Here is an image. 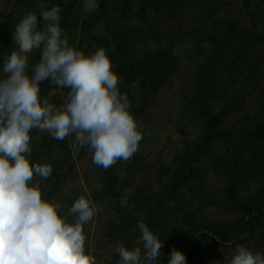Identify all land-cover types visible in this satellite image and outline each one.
<instances>
[{
    "label": "clouds",
    "instance_id": "1",
    "mask_svg": "<svg viewBox=\"0 0 264 264\" xmlns=\"http://www.w3.org/2000/svg\"><path fill=\"white\" fill-rule=\"evenodd\" d=\"M37 7L43 28L38 29L34 12L15 25L0 75V264H97L96 256L85 250L83 230L95 215L94 207L81 195L61 214V204L43 198L33 178L46 180L53 169L50 163L30 161V132H47L60 141L74 135L73 151L87 147L93 163L104 169L130 160L144 134L130 111L131 101L119 91L120 77L106 49L97 47L85 54L69 46L60 26V8L46 10L44 3ZM83 7L91 13L98 4L84 0ZM34 50L41 54L29 71ZM46 80L68 89L66 96L61 92L64 102L59 106L41 98L40 84ZM137 229L142 247L117 244L119 264L160 261L163 241L143 220ZM169 255L167 264H187L179 249L172 248ZM225 260L264 264V255L236 245L234 255Z\"/></svg>",
    "mask_w": 264,
    "mask_h": 264
},
{
    "label": "trees",
    "instance_id": "2",
    "mask_svg": "<svg viewBox=\"0 0 264 264\" xmlns=\"http://www.w3.org/2000/svg\"><path fill=\"white\" fill-rule=\"evenodd\" d=\"M2 1L0 0V43L3 44L0 50V75L4 58L11 51L10 40L15 25L28 12L37 14L38 29H42L44 22L38 3H44L46 10L58 6L60 26L64 28L75 4L74 0L69 3L68 0H15L5 17L3 14L6 10L2 9ZM241 1L245 16L239 14L225 17L219 16L222 0H100L98 10L85 19L82 25L83 34L91 46L106 49L112 66L120 77L119 86L127 92L135 86L144 94L151 87L161 88L176 71L175 48L188 42L199 45L194 86L185 99L184 110L193 118L201 119L204 128L199 138L191 144V157L186 159L185 155L181 156V173L185 174L201 154L214 150L221 141H225V152L219 168L231 172L237 180L233 178L234 183L228 186V199L222 205L232 206L238 212L240 223L232 225L230 232L215 223L203 225L188 239L178 235L171 240H163L161 250L177 249L195 238L218 244L231 242L232 246L262 239L260 227L264 226V185L256 182L260 179L257 176L264 174V106L257 115L251 117V121L248 120L245 124L238 122L233 127L227 126L229 119L247 104L264 76V0ZM192 10L197 17L185 25V21L192 18L188 15ZM132 19H137L144 25L145 37L151 43L150 48L144 52L141 51L142 46H139L141 40L136 36L139 35L136 28L127 24ZM98 25H103L106 31L102 37L92 34ZM256 30L263 35L260 42L256 37ZM40 54L41 50H34L29 55V71L39 61ZM50 85L49 80L40 84L42 99L45 89ZM64 92L67 95L68 89L65 88ZM65 142H61V147H68ZM84 149L89 150L85 147L81 151ZM255 151L257 153L253 154ZM105 170L106 183L110 182V187L119 183L114 166ZM61 181V171L58 173L56 168L48 179H41L43 198L52 201L61 190ZM44 183L53 185V188L49 189ZM251 183L255 191L243 195V189L250 187ZM77 193L75 196L67 194L65 205L60 209L61 214L81 195L90 201L85 193ZM162 209V205H158L145 215L147 218L144 222L153 232L159 222L156 217L163 213ZM138 221L137 218L130 221L133 229H137Z\"/></svg>",
    "mask_w": 264,
    "mask_h": 264
},
{
    "label": "rangeland",
    "instance_id": "3",
    "mask_svg": "<svg viewBox=\"0 0 264 264\" xmlns=\"http://www.w3.org/2000/svg\"><path fill=\"white\" fill-rule=\"evenodd\" d=\"M14 1H2V9L6 10L3 14L5 17ZM74 1V9L62 29L66 33L69 46L91 54L96 48L87 41L82 25L95 11L87 13L83 7L84 0ZM99 1L96 0L98 8ZM222 3L219 16H245L241 0H222ZM7 6H10V9ZM193 10L188 12L192 18L185 21V25L197 17ZM127 24L136 28L139 34L136 36L141 40V51L150 48L151 43L148 37H145L144 25L137 19L129 20ZM105 32L103 25H98L92 34L102 37ZM255 34L260 42L263 35L259 30H256ZM2 46L0 43V50ZM198 48L199 45L190 42L175 48L176 71L161 88L151 87L144 94L137 86L127 92L118 85L121 94H126L131 101L130 111L144 136L139 143V150L130 160L117 161L113 165L119 177V183L116 185L110 187V182L106 183L107 171L93 163L91 151H73L71 144L74 135L64 139L68 144V147L64 148L61 147L62 141L52 139L47 132L36 129L30 132V161L50 163L52 169L56 168L58 173L61 171L63 177L59 185L61 190L52 201L61 204L62 208L67 194L75 196L79 191L90 197L95 215L84 229L85 250L96 256L97 264H119V255L115 252L117 244L123 243L130 249L142 247L139 239L141 233L131 227L130 221L134 218L139 221L146 220L148 211L158 205H162L163 213L156 217L159 222L156 223L157 227L153 233L162 241L171 240L178 235L188 239L203 225L212 223L230 232L232 225L240 223L238 212L230 205H222V202L228 199L227 188L234 183L235 178L231 172L219 168L225 152V141H221L214 150L201 154L185 174L181 173V156L185 155L186 159L191 157V144L199 138L204 128L201 119L193 118L184 110L185 99L191 94L194 86ZM112 68L116 72V68ZM64 90L50 85L45 89L43 98L59 106L66 96ZM61 92L64 96H61ZM263 106L264 76L261 85L249 97L247 104L229 119L227 126L233 127L238 122L245 124L248 120L251 121V117L257 115ZM256 153L257 151L253 154ZM257 178L260 179L256 180V183L260 185L262 182L261 186L264 185V174L258 175ZM35 183L41 184V178L35 176ZM251 184L243 189V195L255 191L253 183ZM46 185L49 189L53 188V185L44 183V186ZM260 229V241L238 245L248 248L254 254L264 255V226ZM235 248V245L227 246L209 240L204 242L195 238L177 249L185 254L187 264H227L225 257L231 259ZM161 253L160 261L158 259L155 264H167L170 250H161Z\"/></svg>",
    "mask_w": 264,
    "mask_h": 264
}]
</instances>
